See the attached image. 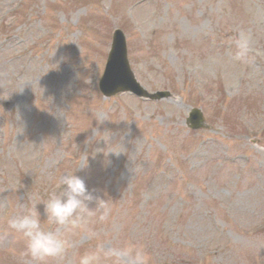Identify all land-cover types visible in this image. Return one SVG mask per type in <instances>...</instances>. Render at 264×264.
Instances as JSON below:
<instances>
[{"label": "rangeland", "instance_id": "1", "mask_svg": "<svg viewBox=\"0 0 264 264\" xmlns=\"http://www.w3.org/2000/svg\"><path fill=\"white\" fill-rule=\"evenodd\" d=\"M140 1L0 0V264H35L7 220L87 155L75 174L109 215L45 221L70 244L47 264H135L136 248L145 264H264V0ZM115 28L140 83L171 98L101 96ZM192 107L204 129L184 125Z\"/></svg>", "mask_w": 264, "mask_h": 264}, {"label": "clouds", "instance_id": "2", "mask_svg": "<svg viewBox=\"0 0 264 264\" xmlns=\"http://www.w3.org/2000/svg\"><path fill=\"white\" fill-rule=\"evenodd\" d=\"M234 44V60L244 62L251 58L253 46L248 35L239 33ZM109 152L116 155L120 153ZM87 156L72 171L59 176L46 200L32 202L25 212L13 215L7 220L8 228L24 239L25 254L30 256L35 264H47L49 258L62 259L70 247L64 233L49 230L45 227V221L49 224L78 228L85 215H98L100 220L109 215L110 207L104 195L96 188H90L81 176L75 174L77 169L86 170L89 167ZM39 203L44 206L43 220L37 207ZM129 252H134L135 264H145L146 257L142 248L128 249L123 254L127 255ZM79 264H98V255L94 252L85 253L80 257Z\"/></svg>", "mask_w": 264, "mask_h": 264}, {"label": "water", "instance_id": "3", "mask_svg": "<svg viewBox=\"0 0 264 264\" xmlns=\"http://www.w3.org/2000/svg\"><path fill=\"white\" fill-rule=\"evenodd\" d=\"M112 50H113V47H112ZM111 50V51H112ZM111 53V52H110ZM122 60H123V65H124V67H125V69H126V72H127V74H128V77H130V79L132 80V78H131V75H130V72H129V70H128V68H127V65H126V62H125V59H124V51H123V55H122ZM112 79V90L110 91V92H108L107 94H112V93H116V92H118V91H123V90H126V89H129V87H127V86H118V87H116V86H114V84H115V80H117L118 79V76H114V77H112L111 78ZM192 122H191V120L189 119L188 121H190V123L192 124V126L193 127H197V126H199V124L196 122V120H197V118L195 117V116H192ZM201 120V119H200Z\"/></svg>", "mask_w": 264, "mask_h": 264}]
</instances>
